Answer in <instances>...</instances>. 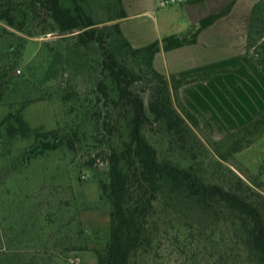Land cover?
Wrapping results in <instances>:
<instances>
[{
	"label": "trees",
	"instance_id": "obj_1",
	"mask_svg": "<svg viewBox=\"0 0 264 264\" xmlns=\"http://www.w3.org/2000/svg\"><path fill=\"white\" fill-rule=\"evenodd\" d=\"M88 1L0 0V21L15 30L29 36L41 28L68 35L47 44L46 64L41 65V71L40 67L31 68L30 75L15 74L22 63L24 42L15 51H0V105L11 107L1 122L8 138H34L30 152L38 156L65 146L74 150L82 140L79 129L67 134L59 129L34 128L25 109L44 98L40 89L57 78L59 63L71 47L95 53L94 66L101 76L93 97L82 100L77 92H68L62 98L70 104V112L96 123L94 138L109 147L108 169L100 180L102 196L111 207L109 237L95 250L98 264H161L155 263L153 253L168 234L184 262L202 264L200 254L192 253L195 231L190 215L212 224L213 242L220 249V253L202 254L203 264H230L232 257H242L243 264H264L263 171L254 174L236 159L237 153L264 136V113L216 140L204 132L199 117L180 95L184 85L206 80L214 71L168 79L155 67L157 53L195 44L205 28L230 13L234 3L201 19L191 39L173 35L163 40V46L155 41L135 48L122 30L121 21L128 17L123 0H105L110 12L106 20L96 19ZM257 10L259 4L255 13ZM104 22L112 23L99 26ZM255 42L251 38V44ZM128 57L140 60L139 67L129 65ZM140 82L150 94L148 104L134 90ZM148 125L159 135L161 146L178 150L176 157L161 155L146 133ZM208 147L219 165L227 162L241 175L234 171L235 180L230 183L212 180L206 168ZM179 205L189 214L186 221L174 218L182 224L181 232L174 234L170 227L162 231L167 209L180 214Z\"/></svg>",
	"mask_w": 264,
	"mask_h": 264
},
{
	"label": "rangeland",
	"instance_id": "obj_2",
	"mask_svg": "<svg viewBox=\"0 0 264 264\" xmlns=\"http://www.w3.org/2000/svg\"><path fill=\"white\" fill-rule=\"evenodd\" d=\"M232 3L229 14L198 36L196 48L174 52L162 49L155 64L168 79L172 75L184 77L214 71L206 80L184 85L180 95L199 117L204 132L216 140L264 113V0H184L165 6L159 0L155 9L136 15L128 24L141 35L140 44L159 41L163 46L169 36L191 39L203 16L221 12ZM87 6L96 19H108L105 0H89ZM188 6H192L190 14ZM67 36L58 31L44 32L42 28L29 36L0 21V51H15L19 43L25 44L16 75H30L35 67L41 71V65L46 64L47 44ZM251 38L256 40L254 44ZM96 58L95 53L71 47L59 63L57 78L40 89L44 98L25 109L26 119L34 128L59 129L67 134L79 129L82 140L74 150L65 146L44 156L34 155L30 152L34 138H8L1 122L11 107L0 105V264H98L95 250L102 248L109 237L111 207L100 187L108 169L109 147L94 138L96 123L70 112V104L62 98L68 92H77L82 100L93 97L101 76L94 66ZM126 61L135 67L141 64L132 57ZM145 87L140 82L134 90L148 104L150 94ZM197 132L204 140L205 135ZM146 133L157 143L162 156L179 154L178 150L161 146L159 135L149 125ZM208 149L206 168L212 180L230 183L235 180L234 171L241 175L227 162L219 165L215 153ZM236 159L254 174L263 171L264 180V136L237 153ZM182 206H178L180 214L167 209L162 231L170 227L174 234L181 232L182 224L174 218L186 221L189 214ZM188 220L195 231L192 253H199L203 264L202 254L220 253L213 242L212 224L191 215ZM168 236L153 253L155 263L187 264ZM230 264H243L242 257H232Z\"/></svg>",
	"mask_w": 264,
	"mask_h": 264
},
{
	"label": "crops",
	"instance_id": "obj_3",
	"mask_svg": "<svg viewBox=\"0 0 264 264\" xmlns=\"http://www.w3.org/2000/svg\"><path fill=\"white\" fill-rule=\"evenodd\" d=\"M159 0H123L128 17L123 19L121 21V25H122V30L125 34V36L129 39V41L131 42V44L135 47V48H139V47H143L145 45L140 44V38L141 35L140 34H136L132 31L131 27H128L129 21L135 17L136 15H142V14H148L152 9H155L157 7V3ZM192 6H188L187 10L190 14L191 12V8ZM211 15V14H210ZM209 16V15H207ZM207 16H203L201 19L207 17ZM225 17V16H224ZM222 17V18H224ZM221 18V19H222ZM219 19V20H221ZM218 20V21H219ZM218 21H216L214 24H212L211 26L215 25ZM211 26L205 28L204 30L210 28ZM203 30V31H204ZM202 31V32H203ZM201 32V33H202ZM200 33V34H201ZM197 44V43H196ZM196 44L193 45H188V46H184L175 50H171V51H167V52H174V51H184V50H192L193 48H196ZM163 50H161L159 53H157L156 58H155V64L157 62V58L159 56V54L162 52ZM194 57V56H193ZM195 83V82H194ZM188 85V84H187Z\"/></svg>",
	"mask_w": 264,
	"mask_h": 264
},
{
	"label": "built area",
	"instance_id": "obj_4",
	"mask_svg": "<svg viewBox=\"0 0 264 264\" xmlns=\"http://www.w3.org/2000/svg\"><path fill=\"white\" fill-rule=\"evenodd\" d=\"M184 0H160V4L161 6H165V5H172L175 3H181Z\"/></svg>",
	"mask_w": 264,
	"mask_h": 264
}]
</instances>
